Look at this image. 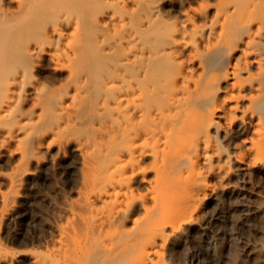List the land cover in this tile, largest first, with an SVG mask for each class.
I'll return each instance as SVG.
<instances>
[{
    "label": "bare ground",
    "instance_id": "1",
    "mask_svg": "<svg viewBox=\"0 0 264 264\" xmlns=\"http://www.w3.org/2000/svg\"><path fill=\"white\" fill-rule=\"evenodd\" d=\"M65 27L54 25L50 38L24 45L25 49L18 51L20 56L36 61L46 55L60 63L69 58L71 54L54 41L60 39ZM169 30L167 43L157 49H148L133 33L122 39L125 57L120 64L138 66V79L122 74L120 94L109 103L118 115L102 131L104 143L99 150L106 153L114 147V153L106 170L101 171L103 175L100 173L94 182L101 186L95 199H104L108 207L88 218L91 231L117 228L109 238L110 245L104 238H73L74 230L66 228L61 242L63 257L50 261L37 257L36 264H104L105 260L108 264L128 257L133 258V264H148L157 253L159 240L165 243L192 225L206 229L199 211L207 197L223 202L239 196L243 192L240 180L252 173L264 174V0H221L217 6L205 7L202 23L193 24V33L185 23L172 25ZM101 46L104 49V42ZM149 67L156 70L154 78L158 77L163 90L158 91V84H149L154 78L146 84L145 76V81L140 77ZM30 68L25 71L27 77ZM15 70H11L14 77L8 76L9 71L0 79V123L22 95L43 96L37 85L23 86L25 74ZM27 125H19L17 134L1 129L0 145L17 139L21 129L28 130ZM84 147L89 155L98 150L93 142ZM150 180L154 181L149 197L154 203L152 209L146 206L147 198L138 196L133 188ZM257 197L250 212L259 216L264 210V193ZM142 211L145 218L136 221L135 231H126L122 226ZM227 231L224 227L216 231L219 248ZM248 247L253 255L264 254V239ZM1 257L3 264L5 257Z\"/></svg>",
    "mask_w": 264,
    "mask_h": 264
},
{
    "label": "rangeland",
    "instance_id": "2",
    "mask_svg": "<svg viewBox=\"0 0 264 264\" xmlns=\"http://www.w3.org/2000/svg\"><path fill=\"white\" fill-rule=\"evenodd\" d=\"M118 1L0 0V79H5L6 73L13 69L16 72L21 68L19 73L25 74L31 67L26 72L30 75L22 78L23 86L37 85L43 94L38 98L22 95L11 110L12 115L10 113L0 123L1 131L14 134L21 124H29L28 130L21 129L17 139L0 145V257H5L3 264H36L37 257L49 261L61 259L66 228H72L70 232L74 230L73 238L84 241L104 238V243L110 245L109 238L117 228L91 231L88 218L91 213L104 212L108 207L104 199H95L101 186L94 182L100 173L103 175L101 171L106 170L114 153L113 146L106 153L99 150L104 143L102 131L112 125L118 115L117 109L109 103L120 94L118 85L122 74L138 79V66L120 64L125 57L122 39L133 33L148 49H157L167 43L166 31H170L172 25L185 23L193 33V24L202 23L205 7L221 3V0ZM59 24L66 27L60 39L53 40L69 52L71 58L60 63L46 55L37 62L28 55L20 56L21 48L40 42L45 36L50 38L51 28ZM149 68L146 75L140 77L146 84H158V77L154 78L156 70ZM13 73L8 76L14 77ZM160 85L158 91L163 90ZM88 142L98 147L91 155L84 147ZM153 182H139L141 184L133 187L138 196L147 198L146 206L150 209L154 207L149 199ZM239 184L243 194L225 198V203L207 197L199 211V217L206 222L204 231L192 225L170 242L159 240L157 253L152 254L148 264H236L235 260L243 264H264V254L253 255L248 247L255 240L264 239V210L259 216L250 212L258 202L257 194L264 193V174L252 173ZM145 215L143 211L137 213L132 222L122 227L129 233L134 232L136 221L143 220ZM221 227L228 231L222 236L219 248L215 234ZM6 256L12 258H9L12 263ZM132 260L128 257L127 260H111L108 264L121 261V264H133Z\"/></svg>",
    "mask_w": 264,
    "mask_h": 264
}]
</instances>
